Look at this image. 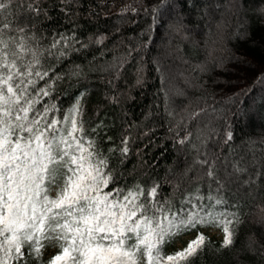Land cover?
I'll use <instances>...</instances> for the list:
<instances>
[{
    "label": "trees",
    "instance_id": "trees-1",
    "mask_svg": "<svg viewBox=\"0 0 264 264\" xmlns=\"http://www.w3.org/2000/svg\"><path fill=\"white\" fill-rule=\"evenodd\" d=\"M224 2L12 0L5 15L42 50L61 41L53 51L65 55L42 60L60 77L44 103L62 119L79 101L85 135L113 178L106 191L158 185L175 208L187 197L221 199L216 211L238 219L232 243L222 247V228L201 225L208 243L190 264H264V0H239L225 22Z\"/></svg>",
    "mask_w": 264,
    "mask_h": 264
},
{
    "label": "snow or ice",
    "instance_id": "snow-or-ice-1",
    "mask_svg": "<svg viewBox=\"0 0 264 264\" xmlns=\"http://www.w3.org/2000/svg\"><path fill=\"white\" fill-rule=\"evenodd\" d=\"M11 3L0 0V264L39 261L50 244L59 251L47 264H190L208 243L201 225L222 228L221 246H229L238 219L216 211L221 199L187 197L175 208L159 199L158 185L105 190L113 178L85 135L79 101L62 119L44 103L60 77L42 60L65 55L53 51L61 41L39 48L5 15ZM206 175L215 179L212 165ZM193 230L185 247L164 255L165 244Z\"/></svg>",
    "mask_w": 264,
    "mask_h": 264
},
{
    "label": "rangeland",
    "instance_id": "rangeland-1",
    "mask_svg": "<svg viewBox=\"0 0 264 264\" xmlns=\"http://www.w3.org/2000/svg\"><path fill=\"white\" fill-rule=\"evenodd\" d=\"M225 4L224 7L226 6V10L225 13L222 14L223 16V20L224 22L225 21H228L229 18L234 15L236 12H238L239 10L242 9V3L239 2V0H226V2H224ZM222 5V4H221ZM215 7H220V4H218V6H215ZM205 231L212 237H219L220 236V232L216 229V228H208V229H205ZM188 238V235H184L182 237H180L179 239H177L175 242H174V247L176 248H179L180 246H182L183 242ZM55 251V245L54 244H50L48 245L45 250H44V256L47 257L49 256L50 254H52L53 252Z\"/></svg>",
    "mask_w": 264,
    "mask_h": 264
}]
</instances>
